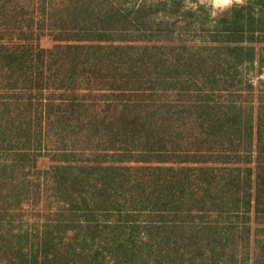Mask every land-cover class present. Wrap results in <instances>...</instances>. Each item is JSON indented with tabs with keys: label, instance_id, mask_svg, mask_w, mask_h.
Listing matches in <instances>:
<instances>
[{
	"label": "trees",
	"instance_id": "obj_1",
	"mask_svg": "<svg viewBox=\"0 0 264 264\" xmlns=\"http://www.w3.org/2000/svg\"><path fill=\"white\" fill-rule=\"evenodd\" d=\"M251 71L264 0H0V264H264Z\"/></svg>",
	"mask_w": 264,
	"mask_h": 264
},
{
	"label": "rangeland",
	"instance_id": "obj_2",
	"mask_svg": "<svg viewBox=\"0 0 264 264\" xmlns=\"http://www.w3.org/2000/svg\"><path fill=\"white\" fill-rule=\"evenodd\" d=\"M196 0H187V3L192 5L194 4ZM200 2H204L210 6H212V9L215 10L217 8H220V7H226L232 3H235V2H241L242 0H235V1H231L230 3L228 4H222L220 3L219 1H215V0H199ZM51 42L47 39H44L42 44L43 45H49ZM248 76H250L252 78V80L254 81H257L258 78H262L264 80V71L261 73V75H259L258 77L256 76V73L255 71H251L250 73H248Z\"/></svg>",
	"mask_w": 264,
	"mask_h": 264
},
{
	"label": "bare ground",
	"instance_id": "obj_3",
	"mask_svg": "<svg viewBox=\"0 0 264 264\" xmlns=\"http://www.w3.org/2000/svg\"><path fill=\"white\" fill-rule=\"evenodd\" d=\"M215 1H219L222 4H226V3H229V2L235 1V0H215Z\"/></svg>",
	"mask_w": 264,
	"mask_h": 264
},
{
	"label": "water",
	"instance_id": "obj_4",
	"mask_svg": "<svg viewBox=\"0 0 264 264\" xmlns=\"http://www.w3.org/2000/svg\"><path fill=\"white\" fill-rule=\"evenodd\" d=\"M230 3V2H229ZM226 4H228V3H226Z\"/></svg>",
	"mask_w": 264,
	"mask_h": 264
}]
</instances>
